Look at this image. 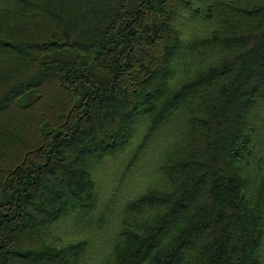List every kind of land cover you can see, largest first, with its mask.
I'll return each mask as SVG.
<instances>
[{"label": "trees", "instance_id": "trees-1", "mask_svg": "<svg viewBox=\"0 0 264 264\" xmlns=\"http://www.w3.org/2000/svg\"><path fill=\"white\" fill-rule=\"evenodd\" d=\"M0 264H264V0H0Z\"/></svg>", "mask_w": 264, "mask_h": 264}]
</instances>
